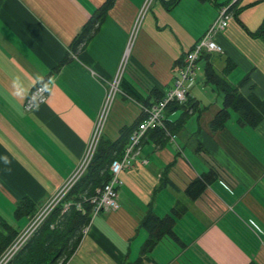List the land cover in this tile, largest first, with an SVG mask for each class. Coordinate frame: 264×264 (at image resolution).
I'll list each match as a JSON object with an SVG mask.
<instances>
[{
  "label": "crops",
  "instance_id": "crops-1",
  "mask_svg": "<svg viewBox=\"0 0 264 264\" xmlns=\"http://www.w3.org/2000/svg\"><path fill=\"white\" fill-rule=\"evenodd\" d=\"M106 1L0 0L2 232L5 224L23 229L35 213L16 218L20 203H31L36 212L86 151L146 0H116L86 47L72 53L73 41ZM172 1L155 0L146 12L101 140L117 141L122 129L142 119L145 101H158L154 90L164 96L174 87L186 54L219 8L233 0ZM263 24L264 0H239L229 27L215 35L224 53L210 56L218 73L232 60L236 69L228 80L238 86L248 76L239 92L260 101L264 41L250 33ZM67 55L71 60L54 72ZM44 80L47 98L28 108ZM199 92L193 84L186 109L166 114L174 139L168 135L161 144L147 133L132 167L122 174L120 208L95 217L64 264H264V120L255 128L237 120L214 130L223 97ZM185 110L187 118L178 125ZM211 169L219 179L191 200L188 186ZM173 209L183 212L175 226L179 241L164 237L145 251L149 233L141 223L148 211L164 217Z\"/></svg>",
  "mask_w": 264,
  "mask_h": 264
},
{
  "label": "trees",
  "instance_id": "trees-1",
  "mask_svg": "<svg viewBox=\"0 0 264 264\" xmlns=\"http://www.w3.org/2000/svg\"><path fill=\"white\" fill-rule=\"evenodd\" d=\"M179 1L180 0H173L171 4L176 5ZM115 2L116 0H107L105 4L95 12L73 41L71 45L72 53H78L79 50L86 47L99 31L108 11L114 6ZM250 35L252 37L261 38L264 41V24L257 32L250 33ZM210 56L212 55L203 54L198 60V63H205V84L214 86L215 90L223 95V108L212 120V128L214 130L225 128L231 119L232 112L239 115L238 123L240 126L255 128L264 120V101H260L254 96L246 98L239 92L238 86L247 83L249 80L248 76L244 78L238 86L232 84L228 80V77L236 69V64L232 60L228 59L222 73H218L212 62H210ZM70 60V55H67L54 72L59 71L60 68ZM45 83L46 80L40 82L38 85H44ZM153 94L157 97L158 101L163 98L157 90H154ZM130 95L133 98H138L134 93ZM143 104L149 105L150 103L145 101ZM186 104H170L166 114L168 112H175L179 108L186 109ZM187 115L188 111L185 110L178 125L184 123ZM138 123L122 129L120 138L115 142L104 139L100 141L96 155L87 173L66 199L67 202L72 203L70 209L63 213V205L57 208L48 221L23 247L10 264H64L75 253L82 240L83 229L90 223L93 212V206L88 202H84V199L96 195L97 190L104 188L111 180L112 173L110 166L115 159L123 156L125 148L129 143L130 135ZM165 124L167 130L161 128L151 130L161 144L168 138L167 132L171 134L174 127L170 125L167 118ZM218 179V172L211 169L209 172L204 173L201 178L192 182L188 186L186 194L191 200H196L209 185L213 184ZM80 202L83 204V210L77 208V204ZM34 213L35 208L33 205L27 201H22L16 210L15 216L21 219L33 215ZM182 213L183 212L179 209H173L172 214L159 217L151 210L148 211L141 223V227L149 233V239L144 248L145 251L152 249L164 237H170L179 241L175 233V226L177 218H179ZM4 228V232L0 231V255L9 247L19 233V231H15L8 224H5ZM251 264L256 263L252 262Z\"/></svg>",
  "mask_w": 264,
  "mask_h": 264
},
{
  "label": "built area",
  "instance_id": "built-area-1",
  "mask_svg": "<svg viewBox=\"0 0 264 264\" xmlns=\"http://www.w3.org/2000/svg\"><path fill=\"white\" fill-rule=\"evenodd\" d=\"M154 1L155 0H146L136 19L128 48L116 76L109 84L106 99L99 111L94 132L84 155L79 160V163L75 167L74 171L59 187V189L35 212L33 216L30 217L27 225L19 231L9 247L0 255V264H10L23 247L48 221L57 208L63 205V213H65L72 206V203L67 202L66 199L85 176L93 162L105 125L108 121L112 103L116 94L120 91L122 75L128 60V54L133 38L139 30L145 13L149 10ZM238 1L239 0H233L228 5L220 7L218 15L211 27L194 46V48L184 57L180 70L177 74L174 87L156 103L141 106L142 120L132 131L129 143L125 148L123 156L115 159L110 166L112 173L111 180L104 186V188L97 190L96 195L84 199V202H88L93 206V212L91 222L85 227L83 233L88 231L94 218L99 214L103 212H114L120 208L118 191L119 187L123 184L122 174L132 167L134 157L139 152L141 144L149 131L158 128L167 130L165 121L168 106L173 103L181 105L187 103L190 87L195 81V74L198 70V60L200 57L203 54L213 55L224 53L222 47L215 41V35L216 33L224 31L229 27L232 20V8L238 3ZM47 95L48 89L46 86H36L28 100V108L44 101L47 98ZM167 133L172 139H174L169 132ZM77 208L79 210H83V204L80 202L77 204Z\"/></svg>",
  "mask_w": 264,
  "mask_h": 264
},
{
  "label": "rangeland",
  "instance_id": "rangeland-1",
  "mask_svg": "<svg viewBox=\"0 0 264 264\" xmlns=\"http://www.w3.org/2000/svg\"><path fill=\"white\" fill-rule=\"evenodd\" d=\"M145 15H146V13H145ZM125 67H126V65H125ZM204 67H205V63L204 62H201L200 65H199V69L196 71V74H195V81L193 82L194 84H196V87L200 90L199 93H203V95H206L207 94L208 96L214 97V99H216L218 96L219 97H223V95L221 93H219L218 91L215 90V87L214 86H212V85H206L205 84ZM212 91H214V93ZM237 120H238V114L235 113V112H232V118L228 122V125H233L234 123L237 125ZM91 219H92V217H91Z\"/></svg>",
  "mask_w": 264,
  "mask_h": 264
},
{
  "label": "clouds",
  "instance_id": "clouds-1",
  "mask_svg": "<svg viewBox=\"0 0 264 264\" xmlns=\"http://www.w3.org/2000/svg\"><path fill=\"white\" fill-rule=\"evenodd\" d=\"M4 162H5V163H8V161H7V158H6V157L4 158Z\"/></svg>",
  "mask_w": 264,
  "mask_h": 264
}]
</instances>
